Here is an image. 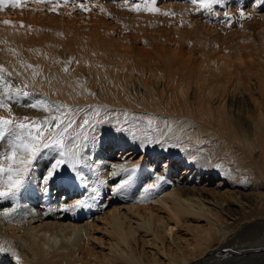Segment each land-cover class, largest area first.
Instances as JSON below:
<instances>
[{"label":"bare ground","instance_id":"1","mask_svg":"<svg viewBox=\"0 0 264 264\" xmlns=\"http://www.w3.org/2000/svg\"><path fill=\"white\" fill-rule=\"evenodd\" d=\"M52 1L0 7V116L75 121L0 198V264H264V0H154L127 33L121 2ZM62 150L79 163L45 182Z\"/></svg>","mask_w":264,"mask_h":264},{"label":"snow or ice","instance_id":"2","mask_svg":"<svg viewBox=\"0 0 264 264\" xmlns=\"http://www.w3.org/2000/svg\"><path fill=\"white\" fill-rule=\"evenodd\" d=\"M142 2L144 3L143 7L140 4H136L130 10L150 11L153 13L159 11L156 7L148 6L154 0H142ZM191 2L193 4L199 3V7L207 9L212 6L215 0H191ZM19 3L20 0H12L13 7L19 6ZM3 6L4 2L0 0V7ZM81 8L83 9V5H81ZM52 10L55 11L56 8L53 7ZM164 14L167 15L168 13ZM240 16H245L243 11L240 12ZM3 23L10 24L11 22L4 21ZM64 70L67 71V68ZM3 71V67H0V73ZM2 79L3 77L0 76V80ZM29 107L33 109L44 108L48 112L54 111L61 113V115L52 114L38 120L30 117H23L17 120L16 118L0 116V137L12 138L10 150H5L3 142L0 141V151L4 152L3 159L0 161V198L15 196L21 190L31 167L42 149L49 147L64 149L65 134L75 123L71 119H66L71 110L66 109L64 105H59L53 110L51 105H45L43 102L38 101L37 103L30 104ZM0 108H6L11 113V108L3 101H0ZM89 124L90 121L88 119H83V122L78 124L77 127L83 128ZM93 131H95L94 127ZM78 163L79 159L75 151L69 155L66 151L62 150L49 162L47 171L41 179L45 182L51 181L59 177L61 172L68 171L70 167L75 169ZM134 168L135 166H133L132 170ZM124 171L129 172V178L123 180L117 179L114 189L116 191L125 188L130 183V170L124 169ZM112 175L118 176V173L113 172ZM154 187H156L155 184H149L145 192ZM2 250L4 249L0 248V251Z\"/></svg>","mask_w":264,"mask_h":264},{"label":"rangeland","instance_id":"3","mask_svg":"<svg viewBox=\"0 0 264 264\" xmlns=\"http://www.w3.org/2000/svg\"><path fill=\"white\" fill-rule=\"evenodd\" d=\"M42 2H44V3H53L54 1H52V0H41ZM71 1V2H70ZM75 1H77V2H74ZM81 1V2H80ZM89 2L90 1H92V0H88ZM122 1H125L126 3H124L123 2V4H122ZM139 1V2H138ZM140 1L141 0H115V2H121V3H119L120 5L119 6H121V5H123V7L121 8L120 7V9H118V8H115L116 6H114V8L113 9H111V10H113V11H116L117 13H109L111 10H108V11H105L104 13H106L105 15L106 16H104V18L108 21V22H110V19H112L111 20V23H112V25L114 24L115 26H117L118 25V29H123L122 30V33H127L128 32V30H129V32L130 31H132V30H135L136 29V27H139V24L137 23V22H139V19H138V21L136 20V19H134V18H136V15H140V14H142V11H141V13L140 12H134V11H132V10H130V9H128V8H130V6H129V4H135V3H140ZM169 1H172V0H158L157 1V4L158 5H162V4H167V3H169ZM182 1H184V0H181V2ZM226 1V0H225ZM68 2H70V3H68ZM84 2H86V1H84V0H63V3L64 4H67L68 3V5H71V4H76V5H74V6H78V8H79V12H81V13H85V12H82V10H85L86 9V7L84 6ZM93 2L94 3H96V4H98V6H102L103 7V4H102V0H93ZM255 2H257V1H255ZM255 2H249V4H247L246 6H243V7H240V8H238L239 7V4L238 3H236V2H234L233 0H232V8L234 9V10H236L237 12H241V11H243L244 13H248V9H249V5H253ZM78 4V5H77ZM81 5H83V9L81 8ZM73 6V7H74ZM87 6V5H86ZM99 13V11H96V13ZM133 12H134V14H133ZM119 13V14H118ZM115 14V15H114ZM109 15L110 16H113V18L112 17H110L109 18ZM121 15V16H120ZM132 15V16H131ZM248 15V14H247ZM114 16H116V18L114 17ZM118 16V17H117ZM127 16V17H126ZM106 17H108V18H106ZM122 19H120V18ZM128 17L131 19V17H132V22H130V20H128ZM114 18H115V20H114ZM119 18V19H118ZM116 20H118V22H116ZM135 20H136V22H135ZM123 23H122V22ZM121 22V23H120ZM133 22L135 23V24H133ZM141 22V21H140ZM139 22V23H140ZM119 24H121V25H123V26H119ZM138 24V25H137ZM131 27H130V26ZM261 26H264V24H262ZM126 27V28H125ZM130 27V28H129ZM133 27V28H132ZM129 28V29H128ZM135 28V29H134ZM121 31V30H120ZM120 31H118L117 30V32H119V34L121 33ZM125 31H127V32H125ZM121 33V34H122ZM120 34V35H121ZM253 52H255V48H254V50H253ZM252 73H254V70L252 71ZM248 74V73H247ZM231 84H232V82H230ZM118 154V152H116L115 153V155H117ZM139 156H140V154H138V156L136 157L137 159L139 158ZM164 160H162L161 162H160V164H164ZM181 172V171H180ZM202 180H205L206 182H208L209 181V186H208V188L209 189H213V190H215V189H217L218 187H216V185H214L215 183H219L221 180H222V178L220 177V176H218V177H210V178H203ZM211 182V183H210ZM210 191V190H209ZM63 195H61L60 194V198L62 197ZM74 196H75V194H73V195H71L70 196V198H67L68 200H70V199H72V198H74ZM100 235V230H96L95 232H94V236L95 237H98ZM225 264H229V263H225Z\"/></svg>","mask_w":264,"mask_h":264}]
</instances>
